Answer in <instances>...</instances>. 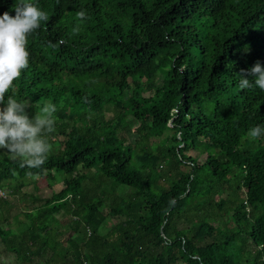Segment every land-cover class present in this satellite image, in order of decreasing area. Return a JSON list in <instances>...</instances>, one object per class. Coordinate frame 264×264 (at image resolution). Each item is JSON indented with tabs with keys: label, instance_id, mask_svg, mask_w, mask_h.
<instances>
[{
	"label": "trees",
	"instance_id": "obj_1",
	"mask_svg": "<svg viewBox=\"0 0 264 264\" xmlns=\"http://www.w3.org/2000/svg\"><path fill=\"white\" fill-rule=\"evenodd\" d=\"M28 2L48 20L6 98L57 111L42 167L0 149V241L18 264H264V134L248 135L264 90L239 86L264 66V0ZM56 175L50 196L23 191Z\"/></svg>",
	"mask_w": 264,
	"mask_h": 264
},
{
	"label": "clouds",
	"instance_id": "obj_2",
	"mask_svg": "<svg viewBox=\"0 0 264 264\" xmlns=\"http://www.w3.org/2000/svg\"><path fill=\"white\" fill-rule=\"evenodd\" d=\"M14 10V16L8 12L0 15V149H6L13 160L19 159L21 168H40L52 150L48 137L55 132L56 106L47 103L30 116L28 100L6 98V94L28 67V35L37 30L42 21H47L48 15L28 0H19ZM76 17L85 20L86 12L81 9ZM79 30L77 25L74 32ZM253 83L264 90V66L260 62L246 70V75H241L239 86L248 89ZM262 134L264 129L260 126L251 128L248 133L253 140Z\"/></svg>",
	"mask_w": 264,
	"mask_h": 264
},
{
	"label": "rangeland",
	"instance_id": "obj_3",
	"mask_svg": "<svg viewBox=\"0 0 264 264\" xmlns=\"http://www.w3.org/2000/svg\"><path fill=\"white\" fill-rule=\"evenodd\" d=\"M251 138V137H250ZM59 175L54 176L53 178H44L40 180L39 182H36L33 178H26L25 182H29L27 186L24 187L23 191L25 193H33L35 192L33 189L36 187V190H40L39 193L44 196H50L53 193V190H59L62 188V177H58ZM30 182L32 184H30ZM54 185V186H53ZM53 186V187H52ZM37 193V192H35ZM4 197H6V194H4ZM3 197V198H4ZM9 201L16 205V208L12 212V217L10 218V224L14 222V219L17 217L20 222L26 221L25 212L22 209V204L20 201V197H12L10 196ZM29 205L32 206V202L29 199L28 200ZM24 212V213H23ZM2 227L4 229L9 228L7 223H1ZM12 228H16L14 223L10 226ZM19 259L16 257V255L9 253L5 249V245L0 241V264H18Z\"/></svg>",
	"mask_w": 264,
	"mask_h": 264
},
{
	"label": "built area",
	"instance_id": "obj_4",
	"mask_svg": "<svg viewBox=\"0 0 264 264\" xmlns=\"http://www.w3.org/2000/svg\"><path fill=\"white\" fill-rule=\"evenodd\" d=\"M0 197H4V192L0 190Z\"/></svg>",
	"mask_w": 264,
	"mask_h": 264
}]
</instances>
